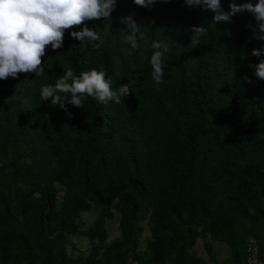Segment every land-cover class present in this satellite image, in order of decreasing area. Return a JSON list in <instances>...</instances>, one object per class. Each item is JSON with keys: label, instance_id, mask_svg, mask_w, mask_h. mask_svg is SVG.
Returning a JSON list of instances; mask_svg holds the SVG:
<instances>
[{"label": "trees", "instance_id": "16d2710c", "mask_svg": "<svg viewBox=\"0 0 264 264\" xmlns=\"http://www.w3.org/2000/svg\"><path fill=\"white\" fill-rule=\"evenodd\" d=\"M221 6L228 11L229 0H221ZM213 15L186 7L183 0L157 2L151 8L116 0L107 20L87 23L103 38L99 49L72 39L70 31L80 30L74 28L65 33L61 49L46 50L45 74L0 81V160L9 164L16 180L39 194L29 208L36 225L29 241L12 206L18 194L0 193V228L12 241L38 246L49 222L47 213L55 211L52 181L65 187L64 201L55 211L61 238L84 210V195L94 198L104 212L116 197H128L122 223L126 236L140 204L154 193L165 199L172 234L208 222L215 193L222 187L230 195L225 210L231 214L224 216L222 207L217 213L231 228L249 224L253 214L264 217V80L248 67L264 59L250 55L264 48V41L254 39L247 27L256 24L250 13L217 24H212ZM128 16L141 27L136 50L127 41L123 18ZM200 24L207 35L193 47L191 27ZM156 40L170 48L160 84L151 76ZM93 68L106 72L113 90L128 85L130 94L121 97L122 103L101 104L87 97L83 109L66 105L70 118L50 100L40 99L41 87L54 86L67 70L79 75ZM244 76L254 82H244ZM46 110L54 113L51 124L45 123ZM9 154L16 158L10 161ZM24 157L27 161L20 163ZM249 237L259 242L264 259V232ZM245 247L246 241L239 264H245ZM181 250L179 245L172 253L181 255ZM63 257L60 248L48 261L62 264Z\"/></svg>", "mask_w": 264, "mask_h": 264}, {"label": "rangeland", "instance_id": "374dc122", "mask_svg": "<svg viewBox=\"0 0 264 264\" xmlns=\"http://www.w3.org/2000/svg\"><path fill=\"white\" fill-rule=\"evenodd\" d=\"M53 116L52 111L46 110L45 123H53ZM3 154L4 151L0 150V159ZM8 156L10 161L16 158V154ZM26 161V157L19 160L20 163ZM17 166L15 164L13 169ZM74 169V166L70 168L73 174ZM11 171L9 164L4 165L0 160V190H3L0 193L8 192L10 197L18 194L12 206L22 222L19 229L23 230L29 241H33L31 235L36 225L34 219L29 218V208L35 204L39 194L30 191L23 181L16 180ZM234 175L238 178L241 176L239 171ZM51 185L55 193L53 201L56 211L64 201L65 187L53 181ZM229 196L225 187L220 188L215 193L212 202L214 212L208 222L193 223L172 234L171 222L164 207L165 199L159 194L154 193L152 197L148 194L140 204L136 220L126 236L122 223L127 213L128 197H116L108 211L104 212L94 198L84 195V210L75 218L69 233L63 238L59 236L53 210L47 213L49 222L45 224L38 246L14 242L0 228V264H51L48 257L60 248L64 253L62 264H128L130 255L138 257L142 264H239L247 238L253 233L264 232V217L253 214L254 218L249 224L231 228V224L221 220L217 213L218 208L222 207L226 214L224 216H230L228 208L225 210ZM170 235L173 237L168 246ZM179 245L182 246L181 255L173 254Z\"/></svg>", "mask_w": 264, "mask_h": 264}, {"label": "clouds", "instance_id": "9594fccd", "mask_svg": "<svg viewBox=\"0 0 264 264\" xmlns=\"http://www.w3.org/2000/svg\"><path fill=\"white\" fill-rule=\"evenodd\" d=\"M133 4L142 8H151L157 2L168 3L170 0H132ZM186 7H199L202 11H211L212 24L231 23L238 13H250L255 26L247 27L253 32V38L264 41V0H245L237 4L229 0V10L221 6V0H183ZM116 8V0H0V81L8 78L18 79L20 74L41 76L45 74L42 58L51 47L55 52L64 44L66 32L70 31L72 39L81 44L92 42V47L99 49L104 43L101 35L87 26L88 22L107 20ZM127 25V41L132 50L139 48L137 34L141 27L132 16L123 18ZM190 45L197 47L201 39L207 35L204 24L191 27ZM142 39V35L140 36ZM154 52L150 64L151 76L156 84L163 82L165 75L164 56L170 51L168 44L162 40L152 43ZM252 57H264V48L253 49ZM248 67L254 76L264 80V59L259 63H251ZM105 71L95 68L75 74L71 69L59 77L54 86L41 87L40 99L51 101V105L65 111L71 118L66 105L77 109L85 107V99L91 97L101 104L122 103L121 97L130 94L128 85L113 90L111 79H106ZM252 84L254 81L247 76L241 78ZM59 93V94H58ZM64 94V95H60Z\"/></svg>", "mask_w": 264, "mask_h": 264}, {"label": "built area", "instance_id": "2783aa9c", "mask_svg": "<svg viewBox=\"0 0 264 264\" xmlns=\"http://www.w3.org/2000/svg\"><path fill=\"white\" fill-rule=\"evenodd\" d=\"M128 264H139V262L130 257ZM245 264H264V259L259 255V242L253 237L246 240Z\"/></svg>", "mask_w": 264, "mask_h": 264}]
</instances>
